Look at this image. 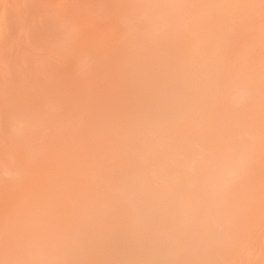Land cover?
<instances>
[{
    "label": "bare ground",
    "instance_id": "bare-ground-1",
    "mask_svg": "<svg viewBox=\"0 0 264 264\" xmlns=\"http://www.w3.org/2000/svg\"><path fill=\"white\" fill-rule=\"evenodd\" d=\"M0 264H264V0H0Z\"/></svg>",
    "mask_w": 264,
    "mask_h": 264
}]
</instances>
